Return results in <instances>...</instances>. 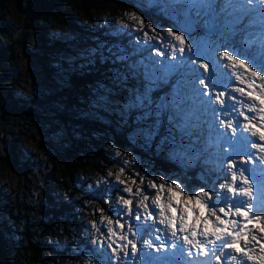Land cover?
Here are the masks:
<instances>
[{"label":"snow or ice","instance_id":"6c2138e0","mask_svg":"<svg viewBox=\"0 0 264 264\" xmlns=\"http://www.w3.org/2000/svg\"><path fill=\"white\" fill-rule=\"evenodd\" d=\"M244 3L264 5V0H244ZM177 5H186L183 9L184 21L176 20ZM155 6L165 16L176 20L173 27L177 30L172 31L170 27L167 36H161L163 45L151 43L150 39L146 40L144 37H137V41H129L127 46L123 42L98 43L96 48L82 50L81 69L87 68L90 71L95 66L97 57L101 64L113 65L108 69L111 75L106 77L110 83L96 82L92 89L89 106L119 115L125 125H128L131 119L136 125L131 133L132 139H143L145 146L150 147L156 138L160 137L159 143L156 144L157 151H162L165 145H168L169 157L185 167L194 165L203 157V164L211 166L207 169L209 174L212 172L225 175L230 173V181L222 184L221 189H226V192L231 195L222 201V193L216 192L214 188L205 190L204 187H200L197 190L195 187L189 188L187 184L175 181L169 184L171 178L166 179L158 186L159 190L163 191L165 184H169L170 195L166 205L163 198L157 195L153 201L154 206L144 204L143 210L139 206L133 210L130 207L132 200L122 198L123 205L127 209L126 215L129 219L134 217V223H129L127 232L133 237L145 234L149 236V239L144 242L143 255H139L141 249L132 239H128L127 244L116 247L112 243H101L96 251L106 257L102 264H165L160 256L144 259L145 256L152 257V253L147 251L152 248H156L158 253L164 252L165 255L171 249L173 256L177 253L184 256L186 264H211L210 259H207L210 257L215 258L216 264H246V261L264 264V169L244 168L243 165L251 162V157L245 158L241 155L247 151L249 146L254 149L258 148L261 153H264V131H261L264 124H261L260 128L253 123L240 125L251 136L258 135L260 143L249 145L244 137L236 139L237 127L231 119L227 122L221 120L219 123L231 129L233 134L229 142L231 151L218 150L205 156L207 146L202 150H195L193 145L199 142V138L192 140L193 134L187 130L188 125L179 122L178 117L182 109L176 103L175 97L171 102L168 101L167 95L153 97L157 82L160 80L167 82V78L178 71L183 77H193L192 81L185 79L184 83H195L205 89L211 86V83L205 81L218 83L217 77L205 76L204 73L210 71V64H214L217 68L221 67L220 56L231 62L232 68L238 67L246 70L251 73L252 77H259L261 81H264V75L261 74L264 73V9H260L261 28L256 34L257 38L249 39L246 36L243 40L236 41L238 30L229 25L240 24L243 16L235 17L233 21H226L224 25L217 23L221 13L226 12L227 8L232 6V0H223L219 11H217L218 0H155ZM193 8L197 10V16H200V9H203V15L209 17L201 25L205 29V35L202 37L192 36L199 24V21L190 19ZM240 10L246 12L250 9ZM140 23L142 25L143 20ZM122 27L128 28L129 26L123 25ZM148 27L151 28V25ZM140 30L139 28L129 29L127 35ZM160 31L163 33L164 30L161 28ZM217 32L218 37L213 40L212 36ZM119 34L118 30L116 35ZM248 35L250 36L251 33ZM238 44L243 45V50L237 46ZM150 48L156 49V55L148 51ZM221 48L224 49L222 52ZM146 52L147 55H145ZM197 63H199V69L195 67ZM223 67L227 68L228 65L224 64ZM226 75L231 79L237 74L232 72ZM179 85L180 81H177L174 92H178ZM236 91L241 94L245 92L244 88ZM254 91L255 89L249 91L247 95L252 98L253 105L256 101L259 102L261 106L259 112L264 114V92L253 95ZM120 94H124L122 99H112L113 96ZM201 94L208 96V92L202 91ZM224 96L225 92H218L215 97L221 109L226 104V101L221 99ZM253 105H249V108L251 109ZM240 115L244 116L247 121L256 119L255 116H247L244 113ZM259 119L264 121V115H260ZM165 122L167 127H164ZM236 123L239 124V121ZM185 137L189 139L186 140ZM189 140L192 142L189 143ZM192 151H195V155L190 154ZM237 156H239V165ZM260 163L264 164V156L260 157ZM225 164L227 173L224 172ZM246 171L259 175L260 178L255 186L253 180L245 175ZM151 187L157 188V185L153 183ZM257 188L261 193L259 197L256 196ZM125 191L131 193L132 190L126 188ZM143 200L147 201L148 195H144ZM221 203L223 206L218 207ZM117 223L121 229L125 228L124 223H120L119 220ZM108 232L112 233L113 229H108ZM153 233H157L155 240L159 241V244L153 243L151 238ZM181 233L184 235H180ZM162 236L165 239H161ZM120 239L124 240L125 236L121 235ZM257 246L260 252L258 256L252 254V250ZM126 248L128 250H124ZM225 249L231 251H225ZM201 255L206 259L199 261L198 258ZM192 257L195 259H187Z\"/></svg>","mask_w":264,"mask_h":264},{"label":"rangeland","instance_id":"374dc122","mask_svg":"<svg viewBox=\"0 0 264 264\" xmlns=\"http://www.w3.org/2000/svg\"><path fill=\"white\" fill-rule=\"evenodd\" d=\"M242 1L243 3L239 0H232V6L228 7L226 12L220 15L217 23L224 25L226 21H233L235 17L243 16L242 21L248 23L249 28H244V23H241L242 25H229L238 30L235 40L241 41L246 36L249 39H256V34L259 33L261 28V22L258 21V19H253L260 17L261 20L262 14L260 9L262 8H253L251 5H245L244 0ZM147 2L148 4L149 2L155 3V0H147ZM222 4L223 0H218L217 11H219V7ZM235 5L237 6L233 8ZM185 7L186 5H177L176 20L177 16H184L183 9ZM241 7H245V10H250L245 12L238 9ZM234 9L237 10L234 11ZM196 11L197 10L193 8L190 14L191 20H193L194 17L195 21H199V24H197V30L192 33V36L202 37L205 35V29H203L201 25H203L204 20L209 17L203 15V9H200V16L196 15ZM4 12V19L3 21H0V30L3 32L2 34H4L8 42L14 44L15 58V61L8 66V69L11 77L18 82V86L15 90L16 94L24 101L23 104L28 106V108L35 110V114L27 113L25 115H8L0 113V157H4L7 154L8 140L13 137H18V150L23 153L27 160H29V165L31 166L30 175L25 179L22 175H17L11 169L0 164V185H2L4 190L9 192L12 199L15 200L17 196L13 195L11 191L15 190V192H17L16 188L18 187L24 189L27 193L30 192L31 196H29V198L37 199L36 196L39 194L44 181L47 179L49 181H52V179L55 181L57 180L55 184L59 186V190H62L60 188V186L62 187V183H66L71 187H77L81 189L82 192L85 191L89 194L87 196L85 192L81 193L85 196V199L81 198V200L84 201L83 205L86 207L84 210H86V213L88 214V216L83 219L81 237L88 238L89 235L87 236L86 233L95 236V238H98L99 240L98 248L101 243H112L113 246L116 247L117 245H125L127 244L128 239H132L137 243V247L141 249L139 255H143L145 251L144 242L149 239V236L145 234L143 236L133 237L131 233L127 232L129 223H134V217L129 219L126 215L127 209L126 206L123 205V199H131L132 202H135L133 207L130 206L133 210H135L137 206L143 210L144 204L154 206L153 201L156 199L157 195H160L163 198V202L166 205L170 195L168 187L171 182L165 184L164 190L160 191L158 186L164 180L157 177L155 172L150 171L146 162L140 156L136 155L131 149L126 153H119L116 151H113V153L109 149V144L107 143L104 134L100 135L96 132L95 136L90 137L87 135L88 131L86 132L83 126L74 122L75 120L73 118H76L77 120L78 118L87 116L91 117L92 120H95L98 118H104V116L107 115L108 112L93 109L89 106V101L92 99V89L94 87L88 91V93L84 94L83 92H80L78 94L72 93L70 95L69 91H62V88H68L65 80L61 81L57 78L56 80H51L45 77L41 69H39L33 62L29 61L25 57L24 52L18 46V43L16 44L24 34L22 16L10 3L5 4ZM108 12L95 15L97 16L96 21L99 23H108L110 17L113 16ZM123 13L124 17L127 19L114 18L113 24L116 29L123 31L125 29L122 27L123 25H128L130 29H135L134 16L127 11H124ZM161 14L164 19H166L167 25H159L156 30H150L147 37H145V34L140 37H144L146 40L150 39L151 43L163 45L161 36H167L168 29L170 28L169 25L171 24L170 22L176 23V20L170 19L169 16H165L163 13ZM256 14H259V16ZM253 21L254 23H250ZM161 28L164 30L163 33L160 31ZM241 28L243 31H239ZM249 33H251L250 36L248 35ZM49 35L51 37L60 36L67 40L68 38L72 39L77 34L66 28L54 26L49 32ZM217 37L218 32L216 35L212 36V39L216 40ZM169 39H171V37H169ZM173 42L175 43V41ZM79 44V46H76L75 44L73 45L69 43L68 45L71 51H54V63L59 64L61 63V60L67 62H71L75 59L81 60L80 54L82 50L90 48V45L84 44V41ZM26 46L28 49L29 45L27 44ZM237 46L243 50L242 44H238ZM223 50L224 49L221 48V52ZM152 54L156 55L155 48H153ZM160 59L163 58L160 57ZM220 63V68H217L214 64H210V71L204 73L205 76L210 75L217 77L219 81L218 83L205 81L206 83H211V86L207 89L203 88V86H197L195 83H184L185 79L192 81L193 77H183L181 76L180 71L173 73L168 77L170 78L172 75H178L173 78V80L174 83L180 81L178 92L173 91L168 97V101L171 102L175 97L176 103L182 109L181 115L178 117L179 122L188 125L187 130L191 131L193 134L192 140H195L197 137L199 138V142L193 145L195 150H202L207 146L205 156L215 153L218 150L231 151L229 148V142L233 134L231 129H227L224 125L219 123L221 120L227 122L231 119L233 121L234 126L237 127L236 139L244 137L249 145L251 143H260L258 135L256 137L251 136V134L244 131L240 125L253 123L257 128H260L259 117L262 114L259 112V108L261 106L258 101L253 105V100L247 95V93L253 91V89H255L253 95H259L264 92V81H261L259 77H252L251 73L246 70L239 69L238 67L236 69L232 68L231 62L226 61L223 56H220ZM224 64H227L228 67H223ZM195 67L199 69V63H197ZM200 71L203 72L202 69H200ZM232 72H236L237 75L229 79L226 74ZM261 74L264 75V73ZM239 88H244V94L236 91ZM202 91L208 92V96L202 95ZM218 92H225V96L221 97V99L226 101L223 109H221L219 102L215 99ZM120 95L113 96L112 99H121L118 97ZM249 105H253V107L250 109ZM233 108L235 110H233ZM64 110L70 111V121L66 120V124L62 123L58 118H54L55 111ZM225 112L228 114L225 115ZM240 113H244V115L247 116H255L256 119L254 121H247L244 119V116L240 115ZM237 121H239V124L236 123ZM89 129L92 130L91 128ZM261 131H264V128H261ZM94 140L100 143L101 150L96 147L93 142ZM139 140L140 141L135 143L144 146L143 139ZM192 140H190V142H192ZM167 148H169V146H167ZM73 149L77 151V157L79 156L83 158V156H85L86 158V160L83 161L84 164L82 169H80L78 175H76L74 185L61 179L63 177L62 170L65 166L70 164V160L73 158L70 153ZM100 151L104 154L110 155L109 161H111L112 164L111 168L99 166V168H101V171H99L91 167V164L94 161L92 156H95ZM190 154L195 155V151H192ZM241 155H244L245 158L251 157V162L247 165H243L244 168H254L256 170L264 169V164L260 163V157L264 156V153H261L258 148L254 149L249 146L247 151L241 153ZM171 159L175 160L173 158ZM236 159L239 165V156H237ZM19 160H21V158H19ZM210 167V165H205L206 172L201 173V184L199 187H196V189L198 190L200 187H204L205 190L214 188L216 192L222 193L221 199L223 201L225 197H230L231 194H228L226 189H221V185L230 181L231 175L230 173H227L226 164L224 168V172L227 173L226 175L217 172L209 174L207 169ZM245 175H248L249 179L253 180L254 186L256 181L260 178L258 174L253 175L247 171L245 172ZM153 183L157 185V188L151 187ZM126 188H131V193L126 192ZM101 191H104L105 193L101 194ZM260 194L261 193L257 188L256 196L259 197ZM144 195H148L147 201L143 200ZM96 200H101L103 203H106L107 208L110 210H106L107 208L101 209ZM6 201L8 202V198ZM108 202L111 204L110 206ZM219 206H223V203L218 205V207ZM156 211L158 213L159 209L157 208ZM34 217L35 212H30V220L38 222V224L45 222V219L42 218V216L39 217V219ZM159 218L162 219V217ZM93 219H95V221ZM212 219L215 220L214 217H212ZM20 220L24 221V217H21ZM118 220L120 223L126 225L125 229L122 230L119 227V224L117 223ZM149 223H151V220H149ZM157 226L163 227L162 225ZM28 227L32 229L33 225L30 224ZM66 228L73 231L70 224H66ZM110 228L113 229L112 233L108 232V229ZM121 235L125 236L124 240L120 239ZM156 235L157 233H153L151 238L154 244H159V241L155 240ZM180 235H184V233H181ZM53 237V239H48V242L57 246L59 250L60 241L63 240H60L59 234H54ZM161 239H165V237L162 236ZM249 239H251V237H249ZM70 241L73 242V237ZM170 243L171 242L169 241V244ZM125 250L128 249L126 248ZM147 251L152 253V257L145 256L144 259L146 260L160 256L162 260L165 261V264H186V258L179 253L173 256V250L171 249H169L167 255H165L164 252L158 253L156 248L147 249ZM225 251L231 250L225 249ZM252 254L257 256L260 254L259 246L252 250ZM187 259H195V257ZM205 259L206 258L203 255L198 258L199 261ZM207 259H210L211 264H216L214 257ZM84 264H88V262H85ZM246 264H254V262L246 261Z\"/></svg>","mask_w":264,"mask_h":264},{"label":"trees","instance_id":"16d2710c","mask_svg":"<svg viewBox=\"0 0 264 264\" xmlns=\"http://www.w3.org/2000/svg\"><path fill=\"white\" fill-rule=\"evenodd\" d=\"M7 3L12 4L23 19L24 34L16 44L18 43L25 57L41 69L45 77L51 80H56V78L61 81L65 80L68 88L64 87L62 91H69L70 95L80 92L88 93L95 87L97 81L110 83L106 77L111 75L108 69L113 65L101 64L98 57L95 66L90 71L87 68H80L83 63L82 59H75L71 62L61 60V63L56 64L53 61L54 51H71L69 43L79 46V43L83 41L84 44L90 45V48H96L98 43L112 44L114 42H123L127 46L129 41H137V37L148 33L149 30H156L161 24L167 25L166 20L161 14L154 12L153 6L148 4L147 0H0V21L4 19ZM124 11L134 16L135 29L139 28L140 31L127 35L130 29L128 27L116 35L118 30L113 21L115 17L116 19H127L124 17ZM104 12L111 13L113 16L110 17L108 23H99L95 15ZM141 20H143L142 25ZM174 24L171 22L169 25L172 31L177 30L173 27ZM149 25L151 28L148 27ZM54 26L66 28L77 35L67 40L60 36L51 37L49 32ZM2 33L0 30V113L8 115L33 113L34 115L35 110L23 104L24 101L16 94L18 82L11 77L8 69V66L15 61L14 44L9 43ZM152 49L148 51L152 52ZM175 77L177 76L167 78V82L158 81L153 97L167 95L168 99L177 84L173 80ZM123 95L118 97L122 99ZM69 117L70 111L68 110L55 111L54 118H58L64 124L66 120L70 121ZM73 119L74 122L83 126L86 132L88 131L87 135L90 137L95 136L96 132L100 135L104 134L112 152L126 153L131 149L161 180L171 178L169 182L187 184L189 188L200 186L202 180L200 172L204 167L203 158L202 162L185 167L169 157L168 145H165L162 151H157L156 144L159 143L160 137H157L150 147L135 143L140 140L131 137L136 127L131 119L128 125H125L119 115L109 112L101 119L92 120L87 116L77 120ZM164 127H167L166 122ZM185 139L189 138L185 137ZM18 140V137L8 140L7 154L0 157V164L27 179L31 166L29 160L18 150ZM93 142L101 150L100 143L96 140ZM189 143H191L190 140ZM70 153L73 158L70 164L62 170L61 179L74 185L76 175L82 169L86 158L85 156L77 157L78 153L75 149ZM109 156L100 151L92 156L94 161L91 167L99 171H101L99 166L111 168ZM56 181L54 179L45 180L36 196L37 199L29 198L31 193H27L20 187L16 188L17 192L11 191L17 196L16 200L12 199L11 194L0 185V264H84L85 262L102 264L106 259L99 251H96L98 238L87 233L88 238L81 237L83 219L88 216L84 210L86 208L83 205L84 201L81 200V198L85 199V196L81 194L85 191L82 192L81 189L71 187L66 183H62V187L60 186L62 190H59V186L55 184ZM104 193L101 191V194ZM97 203L101 209L107 208V204L101 200ZM134 203L132 202V207ZM108 204L111 205L109 202ZM30 212H35L34 218L39 219L42 216L45 222L38 224L30 220ZM21 217H24V221L20 220ZM30 224L33 225L32 229L28 227ZM66 224H70L73 231L68 230ZM54 234H59L60 240L65 241H60L59 250L57 246L48 242V239L54 238ZM72 237L73 242L70 241Z\"/></svg>","mask_w":264,"mask_h":264},{"label":"bare ground","instance_id":"6f19581e","mask_svg":"<svg viewBox=\"0 0 264 264\" xmlns=\"http://www.w3.org/2000/svg\"><path fill=\"white\" fill-rule=\"evenodd\" d=\"M239 1H240L241 3H243L242 0H239ZM245 5H246V4H245ZM236 6H237V5H235L233 8H235ZM252 6H254V5H252ZM238 7H239V6H238ZM238 9H246V8H245V7H241V8H238ZM258 10H259V9H258ZM254 12H255V11H254ZM258 12H259V11H258ZM259 13H260V12H259ZM221 15H222V13H221ZM256 15L258 16V14H256ZM256 15H255V16H256ZM247 17H248V16H247ZM259 18H260V17H259ZM259 18H254L253 20L258 19V21H260ZM251 19H252V18H251ZM241 23H242V24H243V23L245 24V25H243L244 28H249L248 23H245L244 21H242ZM241 23H240V24H241ZM242 24H241V25H242ZM254 25H256V24H254ZM239 26H240V25H239ZM246 26H247V27H246ZM256 26H259V25H256ZM241 29H242V28H241ZM252 34H253V31H252ZM177 163H178V162H177Z\"/></svg>","mask_w":264,"mask_h":264}]
</instances>
